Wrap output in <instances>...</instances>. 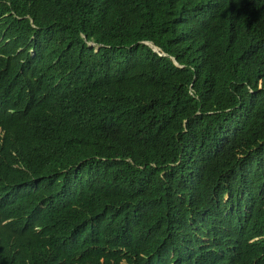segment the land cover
<instances>
[{"label": "trees", "instance_id": "16d2710c", "mask_svg": "<svg viewBox=\"0 0 264 264\" xmlns=\"http://www.w3.org/2000/svg\"><path fill=\"white\" fill-rule=\"evenodd\" d=\"M0 264H264V0H0Z\"/></svg>", "mask_w": 264, "mask_h": 264}, {"label": "clouds", "instance_id": "9594fccd", "mask_svg": "<svg viewBox=\"0 0 264 264\" xmlns=\"http://www.w3.org/2000/svg\"><path fill=\"white\" fill-rule=\"evenodd\" d=\"M146 44H148L150 47L153 48V50L158 51V48L156 46H154L151 42H145ZM90 45H94V42H89Z\"/></svg>", "mask_w": 264, "mask_h": 264}]
</instances>
